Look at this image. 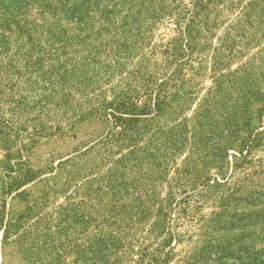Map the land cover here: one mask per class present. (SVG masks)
I'll return each instance as SVG.
<instances>
[{"label": "trees", "instance_id": "1", "mask_svg": "<svg viewBox=\"0 0 264 264\" xmlns=\"http://www.w3.org/2000/svg\"><path fill=\"white\" fill-rule=\"evenodd\" d=\"M238 6L237 21L243 26L264 23V0H0V145L6 150L1 161V192L14 191L18 196L27 192L26 185L41 178L47 167L33 165L28 158L26 123L36 114L60 113L73 118L71 128L92 119L103 129L84 151H76L79 164L89 169L82 183L73 182L75 166L70 165L63 185L72 186L76 196L82 192L89 196L87 190L105 182L114 198L129 195L125 186L128 170L146 163L158 165L155 151L161 148L185 146L189 119L164 127L160 117L166 111L176 113L178 105L187 102L192 91L185 88V66L194 60V53L205 48L224 9ZM158 25H165L167 32L155 33ZM213 101L211 95L198 106L193 136L211 134L202 127ZM227 139H216L217 145L204 155L217 164L220 177L192 187L191 193L201 197L217 193L219 210L213 215L210 233L187 256V264H264V190L243 191L245 180L230 186L233 174L226 171L250 164L259 131L249 127L245 136ZM114 142L125 151L110 158L109 145ZM99 144L102 148L96 149ZM99 162L110 165L103 172ZM262 174L255 166L251 176L263 180ZM40 192L31 205L13 216L0 215L3 244L11 239L21 243L42 233L46 218L40 208L49 190ZM189 194L184 192L177 201ZM166 205L171 203L157 210L150 233L166 231L171 242L179 243L181 234L168 222ZM30 217L34 224L27 223ZM77 217L81 224L90 218ZM33 225L35 236L30 230ZM122 240L98 229L85 240L79 254H89L90 264H115L118 260L110 261L111 252L123 246ZM172 248L171 243L144 246L139 264H166Z\"/></svg>", "mask_w": 264, "mask_h": 264}, {"label": "rangeland", "instance_id": "2", "mask_svg": "<svg viewBox=\"0 0 264 264\" xmlns=\"http://www.w3.org/2000/svg\"><path fill=\"white\" fill-rule=\"evenodd\" d=\"M224 6H228L227 1ZM238 10L239 6L224 9L223 17L206 39L205 48L194 53V60L185 66V88L192 91L186 97L187 102L179 104L176 113L166 111L160 117L164 127L185 117L189 119L185 146L176 150L161 148L155 151L160 161L158 165L146 163L128 170L125 186L129 195L114 198L105 182L95 183L92 189L87 190L89 196L86 192L76 196L71 192L72 186L63 185L66 172L71 170L70 165L75 166L74 183H82V175L88 174V167L79 164L76 151H84L85 145L102 134L103 129L98 122L87 119L71 128V117L60 113L33 114L26 123L30 143L27 155L33 165L47 168L39 180L26 185V193L17 196L14 191L3 194L0 190V215L7 218L25 209L46 188L49 194L40 208L46 218V226L36 236L35 226H31L35 239L21 243L11 239L3 244L0 225V264H29V260L38 264H90L89 254L84 257L79 254L80 247L98 229L123 239V246L111 252L110 261L118 260L115 264H139V252L144 246L155 248L167 243H171L173 248L166 264H187V256L200 247L205 235L210 233L213 215L219 210L217 193L209 197L191 193L192 187H199L203 181L215 176L220 177L217 164L204 155L211 153L209 149L217 145L216 139L228 141L227 138L235 139L237 135L245 136L249 127L259 131L260 141L250 153V164L226 170L233 174L228 183L233 186V182L245 180L243 191L264 190V179L251 176L255 166L260 167L264 176V23L243 26L237 21L241 14ZM164 32H167L165 25H158L155 33L160 35ZM211 95L214 101L210 103V112L202 127L204 131L211 130V134L206 136L205 132L204 135L193 136V116L199 111L198 106L204 103L203 99ZM6 116L12 118L9 113ZM242 127L246 129L241 130ZM206 140L208 145L203 147L202 142ZM102 146L99 144L96 149ZM109 148L110 158L125 151L115 142ZM5 153L0 145V175ZM90 155L91 152L87 157ZM69 157L73 158L72 161L63 162ZM98 164L103 172L110 165L109 162ZM184 192L190 193L189 197L177 201ZM167 202L171 203L166 205L167 220L174 232L181 234L179 243L171 242L166 231L150 233V226L158 217L157 210ZM58 210L61 215L57 214ZM78 214L89 215L90 218L81 224ZM27 223L34 224L33 217L27 219Z\"/></svg>", "mask_w": 264, "mask_h": 264}]
</instances>
